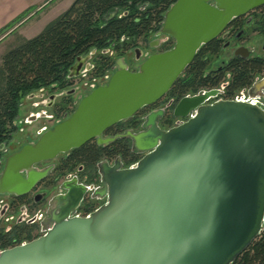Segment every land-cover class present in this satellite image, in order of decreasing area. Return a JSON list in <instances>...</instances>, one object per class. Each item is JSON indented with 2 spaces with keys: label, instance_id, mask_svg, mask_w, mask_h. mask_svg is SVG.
I'll return each mask as SVG.
<instances>
[{
  "label": "water",
  "instance_id": "95a60500",
  "mask_svg": "<svg viewBox=\"0 0 264 264\" xmlns=\"http://www.w3.org/2000/svg\"><path fill=\"white\" fill-rule=\"evenodd\" d=\"M262 6L264 0H177L150 43L157 48L165 36L174 46L147 57L136 72L119 59L109 81L69 118L7 157L0 195L28 192L47 174L36 170L39 163L93 140L116 141L105 132L161 101L202 47ZM134 52L140 60L142 50ZM88 59L78 58L69 77L80 76ZM220 94L183 98L175 116L185 121L166 131L158 126L162 111L150 113L144 132H129L143 157L101 171L107 202L87 217L62 216L41 237L1 251L0 264H233L264 231V109L238 100L209 103ZM65 188L78 202L75 185Z\"/></svg>",
  "mask_w": 264,
  "mask_h": 264
},
{
  "label": "trees",
  "instance_id": "16d2710c",
  "mask_svg": "<svg viewBox=\"0 0 264 264\" xmlns=\"http://www.w3.org/2000/svg\"><path fill=\"white\" fill-rule=\"evenodd\" d=\"M177 0H76L72 6L49 23L32 39H21L0 63V162L4 146L18 130L17 120L22 100L42 89L68 85L70 69L78 58L91 51L100 54L95 60L92 78H104L117 59L138 48L140 40H148L162 27L165 13ZM27 11L0 30V35L27 16ZM264 34V21L262 22ZM171 49V44L165 45ZM221 44L213 41L204 46L193 63L180 77L170 95L181 99L189 93L216 89L226 84L224 97L250 87L264 73V60H231L221 70L211 68V58L219 55ZM71 104V103H70ZM69 104V105H70ZM75 109V108H74ZM72 110V112L74 111ZM104 154L120 157L126 167L135 165L141 157L124 141L101 150L88 143L75 150L72 165L96 162ZM11 240H0L7 247ZM233 264H264V231Z\"/></svg>",
  "mask_w": 264,
  "mask_h": 264
},
{
  "label": "flooded vegetation",
  "instance_id": "af4514ba",
  "mask_svg": "<svg viewBox=\"0 0 264 264\" xmlns=\"http://www.w3.org/2000/svg\"><path fill=\"white\" fill-rule=\"evenodd\" d=\"M263 21L264 6L248 13L245 16L235 19L226 31L219 38L214 40L221 44L219 54L222 51H226V49L231 51L233 49V45L236 43L238 44V47L232 51V57H230L228 61H223L222 64L217 67V70L223 69V67L231 60L238 58L243 60H264V45L262 48H259L252 44L253 36L260 37L264 43V34L262 33ZM161 38L162 37L158 39L162 40ZM163 38L166 39V41H163L159 47L151 48L150 44L148 47L152 50H157L163 45L165 46L166 44L175 43L172 38H167L165 36ZM168 50L170 49H166L162 52L160 51L159 53H163ZM258 51H260V53H258ZM145 54L142 57L143 60L141 59L142 61L136 60L134 65H129L130 71L136 72L138 70L136 68L137 65L143 63L147 57L157 53ZM114 68L115 65L113 66L110 74L112 72L114 74ZM94 69L95 60H93L90 64H84L80 76L72 78L68 76V85L65 89H60L59 87L42 89L41 91L49 90L51 92V101L49 106L55 108V114L48 116L47 113L41 111L38 114L39 116H31L30 121H37L39 117L53 120L54 117H61L63 113H65L64 120H66V115L69 114V110L75 108V106L77 107V102H75L74 106H72V97L77 92V89H74L76 81L84 79L87 76L86 73L90 74L92 78ZM83 72H85V74H83ZM108 78L109 75L107 74L104 77V81L108 80ZM225 89L226 84H223L219 88L210 89V91L219 90L221 94L217 99L226 100L224 97ZM203 91L209 90L204 89L200 92ZM194 95L196 94L189 93L183 98ZM59 98L60 103H57ZM183 98L176 99L175 97H172L169 92L157 104L141 109L135 116L118 123L105 132L104 138H117L116 141L106 145L98 144L97 140H93L89 143L97 145V147L101 150H105L107 148H111L118 141H124L130 145V149L133 153L142 158L143 154L137 153L133 150V141L129 138V132L136 135L144 132L146 130L145 126L147 116L152 112L158 113L162 111L159 115L158 126L164 131L169 130L185 121V119L175 116V108ZM234 99L254 103L264 109V73L261 76H258L250 87L239 91L235 95ZM36 107H39V105ZM35 117L36 119L34 120ZM18 121L19 119L17 120V127L20 129V123ZM62 121L57 122V124ZM46 131L48 130H41L39 137ZM125 135L127 137H125ZM31 143L34 142L27 144ZM27 144H24L21 148ZM21 148L19 150H21ZM75 150L77 151L78 149ZM75 150L66 154H61L52 161L37 164L35 166L36 170L46 172L47 174L28 192L22 195H0V197H7L6 201L0 202V207L4 206L3 210L0 212V240L6 239L9 241L12 239L11 245L7 247H4V245L0 243V252L12 247L26 244L41 237L45 230L52 228L57 219L62 216L69 215V217L79 218L87 217L107 202L101 171L105 169V165L108 164L109 166H114L117 160L122 161V159L120 157H111L110 155L104 154L96 162H83L74 166L71 164V161ZM122 163L124 167L127 168L123 161ZM3 167H1L0 164V176L3 171ZM23 175L26 177V173H23ZM68 184L75 185V190L77 194L80 195L78 202L73 199L72 193L69 194L68 190L65 188Z\"/></svg>",
  "mask_w": 264,
  "mask_h": 264
},
{
  "label": "rangeland",
  "instance_id": "374dc122",
  "mask_svg": "<svg viewBox=\"0 0 264 264\" xmlns=\"http://www.w3.org/2000/svg\"><path fill=\"white\" fill-rule=\"evenodd\" d=\"M75 1L76 0H0V13L7 15L5 18H3V20H1V23L4 25L2 28L14 21L23 13L31 11L21 20V22L17 23L12 28L0 35V63L2 62L3 56L16 44H18L21 39H32L38 36L49 23L66 12ZM2 28H0V30ZM156 39L157 38L154 34L150 36L148 40H140V46H138V48L143 50L144 52H142L144 54L159 53L160 51L162 52L166 50L164 45L157 50H152L148 47V45L150 43H154ZM161 39L162 41H166V39L163 37ZM252 44L259 48H262L264 45L263 41L258 36H253ZM173 46L174 44L172 43L171 47ZM237 47L238 44L236 43L233 45V49L231 51L226 49V51H222L217 57L211 58V68H217L222 64L223 61H228V59H230V57L233 55L232 51ZM104 53L113 55V52L109 50L103 53L97 52L96 50L91 51L89 54L83 56V58H89L88 61L85 62V65L92 63L96 56ZM258 53H260V51H258ZM115 57L117 61L121 58L124 59L125 62L129 63L128 65L131 66L134 65L135 61L137 60L134 50L124 56ZM83 74H85V72H83ZM112 74L113 72L108 74V80L111 78ZM86 75L87 76L81 81H76V86H74V89H77V92L72 97V106H74L75 102L78 104L83 97L90 94L95 88L104 85L108 81H104L103 77L93 79L91 78L90 74L86 73ZM50 95L51 92L49 90H40L32 92L22 100L18 117L20 129L14 133L10 142L4 146V157L0 162L1 167L4 166L7 157L18 151L24 144L37 141L41 130H49L53 128L57 122L65 119V113H63L61 117H54L53 120L39 117L37 121H30L31 116H39L38 114L41 111L47 113L48 116L55 114V108L49 106L51 101ZM59 101L60 98L57 100V103H60ZM37 105H39V107H36ZM76 108V106L75 109L73 108L74 111ZM73 109L69 110V114L67 113L68 115H66L67 118L72 115L74 112H72ZM6 200L7 197H0V202ZM3 207L4 206L0 207V212L3 210Z\"/></svg>",
  "mask_w": 264,
  "mask_h": 264
},
{
  "label": "crops",
  "instance_id": "0c3cea01",
  "mask_svg": "<svg viewBox=\"0 0 264 264\" xmlns=\"http://www.w3.org/2000/svg\"><path fill=\"white\" fill-rule=\"evenodd\" d=\"M6 16H7L6 14L0 13V28H2V26H4L3 23H1V20H3V18H5Z\"/></svg>",
  "mask_w": 264,
  "mask_h": 264
}]
</instances>
